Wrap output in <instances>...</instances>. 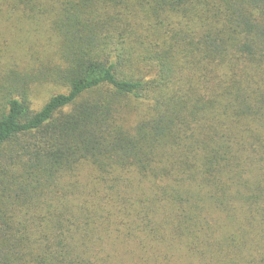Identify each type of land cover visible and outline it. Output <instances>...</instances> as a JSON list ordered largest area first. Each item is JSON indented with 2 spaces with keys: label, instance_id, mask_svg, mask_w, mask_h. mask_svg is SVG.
I'll return each mask as SVG.
<instances>
[{
  "label": "trees",
  "instance_id": "trees-1",
  "mask_svg": "<svg viewBox=\"0 0 264 264\" xmlns=\"http://www.w3.org/2000/svg\"><path fill=\"white\" fill-rule=\"evenodd\" d=\"M0 18V264H264V0Z\"/></svg>",
  "mask_w": 264,
  "mask_h": 264
},
{
  "label": "rangeland",
  "instance_id": "rangeland-1",
  "mask_svg": "<svg viewBox=\"0 0 264 264\" xmlns=\"http://www.w3.org/2000/svg\"><path fill=\"white\" fill-rule=\"evenodd\" d=\"M12 24L4 19L0 18V48H4V51H15L17 49V44L11 42H5L4 38H8L9 34L7 31V26ZM19 39L17 40H26V35L24 33H17ZM4 36V37H3ZM43 82V81H42ZM65 92L62 88L54 86L52 84L43 85V83L37 82L31 92L30 101L35 110H39L44 103L49 99L52 94Z\"/></svg>",
  "mask_w": 264,
  "mask_h": 264
}]
</instances>
